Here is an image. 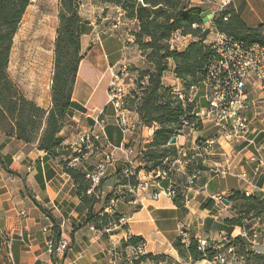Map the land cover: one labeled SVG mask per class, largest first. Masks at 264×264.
<instances>
[{
  "label": "crops",
  "instance_id": "1",
  "mask_svg": "<svg viewBox=\"0 0 264 264\" xmlns=\"http://www.w3.org/2000/svg\"><path fill=\"white\" fill-rule=\"evenodd\" d=\"M200 5L189 4L204 11L203 21L207 26L213 13L208 6ZM232 5L245 25L264 24L262 18L260 22H253L256 12L252 0H232ZM141 12L150 13V9L144 8ZM78 15L82 18L80 61L71 94L75 106L59 135L70 139L86 129L93 127L96 130L94 122L96 118H102L105 120L102 138L113 146L125 143L132 149L128 155L124 151L118 153L119 161L108 164L99 185H91L88 190L89 193L97 187V202L91 208L94 212L119 213L126 227L106 235L93 224H84L89 209L80 201L74 180L63 165L64 162L69 165L74 155L71 150L58 148L55 154L49 155L45 150L37 149L36 144L27 146L13 136L0 134V228L11 241V264H53L45 240L48 234H53V223L64 229L63 237L68 240L60 264H112L111 251L120 247L126 236L141 237L145 241L149 256L138 264H186L184 257L173 247L178 229L183 227L190 239H205L217 247L222 246L219 231L228 230L225 220L236 216L235 205L241 202L229 199L236 191L248 192L260 202L261 208L257 213L251 210L248 221L251 227H258L264 238V225L257 219L261 214L264 216V95L261 86L256 81L247 83L248 96L256 101L255 107L244 112L249 120L248 133L229 144L221 141L223 150H220L218 160L231 161L229 173H215L211 162L203 165L199 159L186 160L193 152L194 141L210 140L216 133L212 126L204 124L199 130L186 129L185 134H178L173 144L177 148L175 158L178 162L169 168L167 176L158 180V186L152 170L145 169L147 162L142 158L146 146L153 140L157 124L142 125L139 122L133 130L122 133L113 106L108 102L107 87L113 69L123 60L127 48L126 33L114 29L118 23L109 25L104 22L105 17L99 20L87 4L81 6ZM209 38L210 34L206 35L205 41ZM173 66L164 71L162 84L182 88ZM196 98L204 105L200 88ZM48 106L50 102L47 101L45 107ZM132 117L138 119L135 113ZM107 152L110 149L100 144L85 151L83 157L69 166L80 165L78 168L86 174L95 165L92 158L99 160ZM90 154L93 156L88 161ZM126 157L131 159L127 176L124 172ZM210 159L217 160L213 155ZM195 168L200 170L199 178L188 186V174ZM240 173L246 175V181ZM131 176L133 180L129 182ZM167 185L180 193L179 202L164 193L152 196L151 191ZM23 211L26 216L21 214ZM219 211L220 217L213 218L212 213ZM239 229L241 227L237 225L232 230L237 233ZM238 239L236 250L243 257L242 264H264V243H251L243 236Z\"/></svg>",
  "mask_w": 264,
  "mask_h": 264
},
{
  "label": "trees",
  "instance_id": "2",
  "mask_svg": "<svg viewBox=\"0 0 264 264\" xmlns=\"http://www.w3.org/2000/svg\"><path fill=\"white\" fill-rule=\"evenodd\" d=\"M104 3H113L119 6L131 18L138 20L137 32L134 38L140 49H146V58L152 64L151 71L144 72L139 80L146 77L147 81L138 86L139 91L133 92L132 101L135 103L134 112L137 114L142 125L157 124L153 140L146 146L142 158L147 164V171L156 169L162 160H166L168 155L173 159L177 156V150L167 146L168 141L180 128V118L184 110L174 94L173 88L162 84V76L167 70L166 60L173 61V72L182 82V87L188 89L189 86H197L205 74V66L211 53L209 44L205 41L209 31H201L200 28H193L192 24L201 25L203 21L202 9L191 7L187 0H101ZM30 0H0V133L6 137L13 136L16 140L24 144L36 143L37 149L45 150L47 154H55V150L60 147L63 138L59 135L60 130L71 115V110L75 104L71 100L72 86L76 77L77 67L80 61V30L79 26L82 18L76 13L77 6H73L72 0H62L63 10L60 15V24L57 28L56 62L53 85L51 87V108L44 109L37 106L31 100L23 96L7 76L8 56L11 43L16 28L22 19L26 7ZM150 9V13L141 12L142 9ZM213 26L242 41L244 44L259 43L264 45V26H248L242 21L239 13L231 7L220 12L216 17H212ZM180 29L184 34L190 33L196 40L189 41L183 50L170 49L167 39L174 30ZM73 47V61L62 60V56L70 52L69 47ZM125 102V101H124ZM197 130L202 128L199 123ZM197 141H202L197 139ZM170 157V158H171ZM65 172L74 180L76 193L80 197L82 204L89 209V213L84 222L93 224L94 228L103 234H112L118 228H125L119 222V213H108L104 210L94 212L91 208L97 202L95 190L91 188L90 181L85 178V174L75 166L63 163ZM167 168V166H164ZM133 180L130 177L129 182ZM99 185V184H98ZM236 201V216L226 219L228 230L240 225L244 229H249V213H255L261 208L253 196H246L239 191L232 192L229 198ZM179 195L174 201L179 202ZM53 237L57 240L60 236V227L53 223ZM74 228V226H73ZM72 228V229H73ZM6 240V232L0 228ZM222 231V230H221ZM128 241H122L118 249H123L128 244L142 240L141 237L132 236ZM240 240L237 238L236 245ZM213 242H209L204 252L198 249V242L195 238L190 239L187 246L180 242L179 237L173 247L185 259H211L215 250L212 248ZM237 248V247H236ZM204 253L206 255L204 256ZM149 256H145L146 258ZM145 257H142L145 258ZM137 263V262H135Z\"/></svg>",
  "mask_w": 264,
  "mask_h": 264
},
{
  "label": "built area",
  "instance_id": "3",
  "mask_svg": "<svg viewBox=\"0 0 264 264\" xmlns=\"http://www.w3.org/2000/svg\"><path fill=\"white\" fill-rule=\"evenodd\" d=\"M140 3L143 0H138ZM188 3H199L209 1L214 7L210 10L213 16L216 13H220L227 9L232 0H187ZM193 28H200L201 31L208 30L210 34V40L208 44L210 46V57L207 60L205 66V74L201 79L199 85L189 86L188 89L173 88L172 93L176 99L181 102L184 109L190 104L189 110H184L183 115L180 118V128L177 130L178 134H185V130H197L196 125L199 123L204 126L208 124L212 126L216 133L210 138V140L204 139L202 141L193 142V152L190 156H186L187 161L200 160L203 165L207 162H211L214 167V171L217 174H227L231 170V161L213 160L209 155H213V146L216 144L218 147V153L223 150L220 146L221 141L226 143H232L239 140L248 133L249 120L244 112L250 107L256 106V101L250 99L247 93V83L249 80L256 81L261 86L264 95V45L259 43L244 44L242 41L236 40L223 31L216 29L213 26L212 19H210L207 26L202 21L201 25L192 24ZM192 34H184L180 29L174 30L170 37L167 39L169 48L176 50H183L189 41L196 40ZM201 89V98L204 101V105H200L197 100V92ZM108 89V102L112 104L115 118L117 119V125L122 133H128L133 130L140 122L139 118L135 119L130 116V110L124 102L125 91L121 87V83L118 81H111L107 87ZM137 88H130L131 92H136ZM264 100V96L263 99ZM105 120L102 118H96L94 126L96 130L92 128L86 129L78 135L70 138L63 139L60 147L63 149L71 150L73 157L69 161V165H74V161L83 157L85 151L95 148L98 145L110 149V152L104 153L103 156L95 163V165L86 172L85 178H87L91 185H98L101 182V178L104 176L107 165L119 161L118 153L126 152L128 155L131 148L127 147L125 143L113 146L108 141L104 140L103 127ZM141 123V122H140ZM168 144L169 141H168ZM210 144V147L209 145ZM207 145V146H206ZM131 160L126 157L124 163L125 175L127 176L130 171ZM172 165L178 162L177 158L170 160ZM164 166H167L165 168ZM170 166L161 161L160 166L153 169L152 177H154L155 183L159 186L158 180L167 176ZM200 170L195 168L188 174L187 184L191 186L199 178ZM243 180L246 181V175L240 173ZM247 183H249L247 181ZM164 193L170 198H176L180 193L175 190L171 185L158 188L151 191L153 197H157L159 194ZM246 196H249L248 192H245ZM23 216H26V212H21ZM212 217L218 219L220 217V211L212 213ZM258 222L264 225L263 214L257 217ZM123 221V217L119 219V222ZM64 229L60 227V236L57 240H54L53 234H48L46 237L47 252L53 257V264H60V258L63 256L64 251L68 246V240L63 237ZM222 235V246L217 247L213 244L212 248L215 250L211 259H203L211 264H242L241 254L236 250V240L238 236H243L252 242L264 243V238L259 234L257 226H252L249 229L241 227L237 233L232 230L229 234L224 230L219 231ZM177 236L180 242L187 246L190 242L186 230L180 227L177 231ZM7 248L10 249L11 241L6 235ZM129 236L125 237V241H128ZM198 249L204 252V249L209 245V240L198 239ZM112 264H138L142 260V257L148 255L145 250V241L138 240L135 243L128 244L123 249H113ZM206 253H204V256ZM137 262V263H135Z\"/></svg>",
  "mask_w": 264,
  "mask_h": 264
},
{
  "label": "rangeland",
  "instance_id": "4",
  "mask_svg": "<svg viewBox=\"0 0 264 264\" xmlns=\"http://www.w3.org/2000/svg\"><path fill=\"white\" fill-rule=\"evenodd\" d=\"M30 1L13 35L6 73L23 96L31 100L37 106H41L47 110L52 106L51 87L55 76L56 62L55 41L57 37V28L60 24L59 14L63 10L62 0ZM72 1L73 6H77V14L81 6L87 4L92 14L98 17L99 20L105 17L106 20L104 22H107L109 25L118 23L114 29L126 33L125 43L127 48L124 51L122 62L112 71L111 81H118L121 83V87L125 91L124 101L132 117L133 113H135V103L132 101L133 92L129 89L136 87V90L139 91L140 89L138 86L143 85L145 80L147 81L146 77H143V80H139L140 76H143L144 72L153 69L152 64L149 62L148 58H146V53L148 51L146 49H140L137 43H135L133 34L138 30V20L129 17L127 13L113 3H104L101 0ZM202 5L208 6L211 9L214 7L209 1L202 2ZM231 5L232 1L227 8L231 7ZM104 6H107V8H104ZM199 6L201 5L199 4ZM252 6L256 12L253 22H260L261 18L264 19V0H252ZM217 15L218 13H216L214 17ZM208 40H210V38ZM73 49L72 46L69 47L70 52L67 56L66 54L63 55L61 59L63 61H73ZM166 64L167 69H169V66L173 65V61L168 59L166 60ZM166 87L173 88V86ZM47 101L50 102V106L45 107ZM68 121L69 119L65 124H67ZM26 145L28 146L30 144ZM167 146L177 150L173 144L167 143ZM212 146L214 151L213 157H216L218 160V147L215 143L212 144ZM172 155L173 153L168 155V158L165 160L170 167L173 166L171 162H169L173 159L171 157ZM92 156L93 154L89 155L88 161H90ZM209 156L212 158V155ZM96 159L97 158H92L91 161L96 163L98 160ZM78 167H80V165ZM4 239V235L0 231V264H11V256H9L7 241ZM183 260L186 261V264H211L203 259L191 260L184 258Z\"/></svg>",
  "mask_w": 264,
  "mask_h": 264
},
{
  "label": "water",
  "instance_id": "5",
  "mask_svg": "<svg viewBox=\"0 0 264 264\" xmlns=\"http://www.w3.org/2000/svg\"><path fill=\"white\" fill-rule=\"evenodd\" d=\"M175 141H176V135L174 134V136H172L169 140V143L170 144H175ZM224 202H227V200L225 199H222Z\"/></svg>",
  "mask_w": 264,
  "mask_h": 264
},
{
  "label": "bare ground",
  "instance_id": "6",
  "mask_svg": "<svg viewBox=\"0 0 264 264\" xmlns=\"http://www.w3.org/2000/svg\"><path fill=\"white\" fill-rule=\"evenodd\" d=\"M195 264H198V263H195Z\"/></svg>",
  "mask_w": 264,
  "mask_h": 264
}]
</instances>
